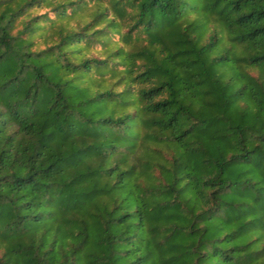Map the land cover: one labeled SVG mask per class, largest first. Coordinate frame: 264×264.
Masks as SVG:
<instances>
[{
	"label": "trees",
	"instance_id": "obj_1",
	"mask_svg": "<svg viewBox=\"0 0 264 264\" xmlns=\"http://www.w3.org/2000/svg\"><path fill=\"white\" fill-rule=\"evenodd\" d=\"M0 264H264V0H0Z\"/></svg>",
	"mask_w": 264,
	"mask_h": 264
}]
</instances>
